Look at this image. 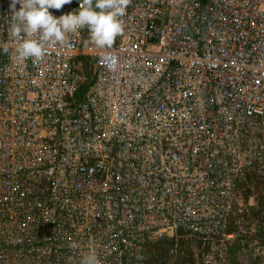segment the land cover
<instances>
[{"label": "built area", "instance_id": "2783aa9c", "mask_svg": "<svg viewBox=\"0 0 264 264\" xmlns=\"http://www.w3.org/2000/svg\"><path fill=\"white\" fill-rule=\"evenodd\" d=\"M10 2L0 264H81L92 251L147 264L149 247L179 237L201 245L203 264L234 244L264 264L248 209L264 190V0H130L110 47L84 28L23 62Z\"/></svg>", "mask_w": 264, "mask_h": 264}, {"label": "clouds", "instance_id": "9594fccd", "mask_svg": "<svg viewBox=\"0 0 264 264\" xmlns=\"http://www.w3.org/2000/svg\"><path fill=\"white\" fill-rule=\"evenodd\" d=\"M72 0H11L10 33L18 41L16 59L39 60L46 46L61 44L67 33L87 28L90 41L97 47H110L123 31L121 18L130 0H77L78 8L58 17L49 10H60ZM19 8H16V5ZM38 36L39 38H32ZM6 50V49H5ZM81 264H99L94 251L86 255Z\"/></svg>", "mask_w": 264, "mask_h": 264}, {"label": "rangeland", "instance_id": "374dc122", "mask_svg": "<svg viewBox=\"0 0 264 264\" xmlns=\"http://www.w3.org/2000/svg\"><path fill=\"white\" fill-rule=\"evenodd\" d=\"M249 196L252 198L248 207L249 214L254 220L250 226L256 235L262 237L264 233V190L254 188ZM238 247L232 249L221 264H258L251 257L248 260L244 259ZM201 248L199 243L186 241L180 237L154 243L147 251V264H203L205 255Z\"/></svg>", "mask_w": 264, "mask_h": 264}, {"label": "crops", "instance_id": "0c3cea01", "mask_svg": "<svg viewBox=\"0 0 264 264\" xmlns=\"http://www.w3.org/2000/svg\"><path fill=\"white\" fill-rule=\"evenodd\" d=\"M232 249H237V247L236 246L230 247V250H232Z\"/></svg>", "mask_w": 264, "mask_h": 264}]
</instances>
